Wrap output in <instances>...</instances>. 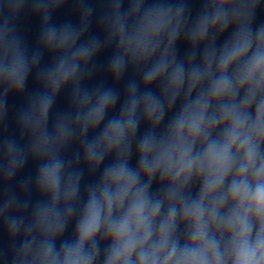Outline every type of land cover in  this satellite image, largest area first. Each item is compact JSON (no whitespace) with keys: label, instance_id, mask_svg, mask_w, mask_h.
<instances>
[{"label":"clouds","instance_id":"1","mask_svg":"<svg viewBox=\"0 0 264 264\" xmlns=\"http://www.w3.org/2000/svg\"><path fill=\"white\" fill-rule=\"evenodd\" d=\"M199 3L0 0V264H264L262 0Z\"/></svg>","mask_w":264,"mask_h":264}]
</instances>
